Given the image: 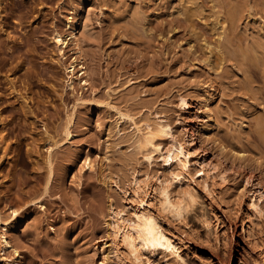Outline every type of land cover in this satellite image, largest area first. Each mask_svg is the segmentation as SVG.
<instances>
[{"label":"rangeland","instance_id":"1","mask_svg":"<svg viewBox=\"0 0 264 264\" xmlns=\"http://www.w3.org/2000/svg\"><path fill=\"white\" fill-rule=\"evenodd\" d=\"M140 212L169 248L114 234ZM0 231V264H264V0H0Z\"/></svg>","mask_w":264,"mask_h":264},{"label":"bare ground","instance_id":"2","mask_svg":"<svg viewBox=\"0 0 264 264\" xmlns=\"http://www.w3.org/2000/svg\"><path fill=\"white\" fill-rule=\"evenodd\" d=\"M222 5V4H221ZM226 6V5H225ZM231 6H233L231 4ZM235 6V5H234ZM224 5L222 6V8ZM236 7H241V6H235ZM234 9V7H232ZM224 9V8H223ZM233 9L226 10L228 11L226 13V20H231L236 16H240L237 14H241V10H238L237 14L231 12ZM240 9V8H238ZM242 9V8H241ZM244 10V9H243ZM230 11V12H229ZM237 11V9H236ZM235 11V12H236ZM225 16V14H224ZM225 18V17H224ZM224 20V19H223ZM234 21V20H233ZM224 22V21H223ZM230 22V21H229ZM235 22V21H234ZM233 22V23H234ZM228 23V21H227ZM233 23L231 25L233 26ZM229 25V23H228ZM228 27V26H227ZM223 30H225L224 27H222ZM230 28V25H229ZM232 28V27H231ZM231 30V29H230ZM230 34L232 31H230ZM233 30V29H232ZM223 32V31H221ZM73 37V39L76 41V34L74 33V29L70 35ZM54 38L55 41L57 42L58 46L61 48L62 46H66L68 40H66V37H63L59 32L54 33ZM231 38V37H230ZM233 38V37H232ZM228 40L230 42V39L228 37ZM77 43V42H75ZM77 49H79V46H77ZM248 51V50H247ZM81 60V59H80ZM79 75H86V70L85 66L81 61H79ZM77 64V59L73 58L67 68L66 72L70 73L67 74V80H66V85L69 86V88L72 89L73 87V79L77 76H74V70ZM88 81L87 79L83 80V84H87ZM182 103L185 105L184 99H182ZM163 120H159L158 122H155L154 124L151 123H146L145 124V131L141 134L138 142L140 144V148L143 149H149L157 151L160 153L162 160L165 161L167 164L170 163L173 160H177L182 165H185L187 162L188 156L195 152L197 148L199 147L197 145V136L198 132L193 130V131H188V138H187V143L186 141H181V140H176L173 137V134L171 133L170 126L166 123H162ZM139 130V129H137ZM66 133L69 134V131L66 130ZM163 137H171L170 139V144L165 148L163 151V148L160 146L159 143L155 142V139L163 138ZM147 159L151 158L150 153L145 154ZM137 183V180H134V184ZM136 219L133 220L132 222H129L126 226L122 224V222H119L117 218H115L114 223H113V232L116 234L120 229H122V237L123 240L126 242L127 245H132L135 240H138L142 245L151 247V248H158V247H163V248H169L170 247V240L168 237H166L156 226V223L154 219L150 216L147 215L143 212L136 213ZM123 225V227L120 226ZM11 241L8 237V235L4 231H0V246L2 249H6L11 247Z\"/></svg>","mask_w":264,"mask_h":264}]
</instances>
